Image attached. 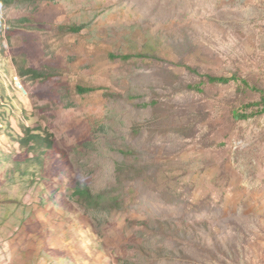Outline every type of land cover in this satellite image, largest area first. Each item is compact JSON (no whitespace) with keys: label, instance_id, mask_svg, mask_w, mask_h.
I'll return each instance as SVG.
<instances>
[{"label":"rangeland","instance_id":"rangeland-1","mask_svg":"<svg viewBox=\"0 0 264 264\" xmlns=\"http://www.w3.org/2000/svg\"><path fill=\"white\" fill-rule=\"evenodd\" d=\"M0 17V264H264V0H0ZM26 114L56 142L34 183L8 137ZM76 183L119 205L87 209Z\"/></svg>","mask_w":264,"mask_h":264},{"label":"trees","instance_id":"trees-1","mask_svg":"<svg viewBox=\"0 0 264 264\" xmlns=\"http://www.w3.org/2000/svg\"><path fill=\"white\" fill-rule=\"evenodd\" d=\"M67 30L72 33L80 32V28L77 26H70ZM11 33L12 32L7 31L5 29L4 22L0 17V55L3 54V51L5 49L4 48V36L7 35V37L11 38ZM141 56H142L141 54H135V55L133 54H124V55L110 54V58L121 59L123 61H128L134 57H141ZM18 75L20 77H26L33 81H43L44 82V81H49L53 79V76L45 70H39L34 67H26V66H18ZM211 80L213 82H222V83H227L231 80H239L245 83L244 80L236 76H233L231 78L215 77V78H212ZM192 88L200 90L199 86H193ZM96 90L97 89L94 87H88V88L81 87V86L77 87V92L79 94L91 93ZM259 91L264 93V90H259ZM258 104L263 105V108L261 111H264V94H263V98L261 102ZM12 107H13L12 104H9L7 107L6 106L4 107V105L0 106V134L1 132L4 131L3 130L4 127H9L12 124L11 120L6 119L5 114H4L8 110L12 111L13 110ZM3 108H5V112H3ZM23 113L25 115L24 111ZM28 119L29 117L26 114V116L23 119V124L21 120L20 121L19 119L17 120L18 123H21V126L20 124L18 125L20 126L22 134H12V133L8 134V137L11 138L10 140L11 143L18 144L19 147H21L25 155L31 154L30 157L27 156L24 159H21L22 154H23L21 152L20 154L15 156V158H13L15 161H12V162H15V165H16L15 171L20 172V175L22 176L30 174V172H28L26 168L28 167L29 164L34 165L36 167L40 166L42 171H44V168L46 167L45 166L46 163L52 164L51 163L52 159L47 156H50L49 151L53 150V148H55V145H56L54 134L49 133L47 130H43L42 128H31L30 126H27L26 124H24V122L27 121ZM3 122H5L6 124ZM87 144L89 143L87 142L86 145ZM12 155H13L12 153H8V154L5 153L4 158L0 159V163L4 164L3 162L4 160L5 162L10 161L11 160L10 157ZM62 156H64V154H62ZM62 162H63L62 164L64 165V161ZM30 175H31V180L33 181L32 183H34L35 180H33L32 178L33 176H36V174L32 173ZM71 189H72V193L78 198V200L82 203V205L86 207L87 209H95V210L104 209L106 211H111V209H115L114 207H117L119 205V201L117 199L113 198V199L108 200L106 197L107 193L105 192L95 193L92 189H90L84 184L82 185L80 183H76L72 185Z\"/></svg>","mask_w":264,"mask_h":264},{"label":"bare ground","instance_id":"bare-ground-1","mask_svg":"<svg viewBox=\"0 0 264 264\" xmlns=\"http://www.w3.org/2000/svg\"><path fill=\"white\" fill-rule=\"evenodd\" d=\"M18 78V77H17Z\"/></svg>","mask_w":264,"mask_h":264}]
</instances>
